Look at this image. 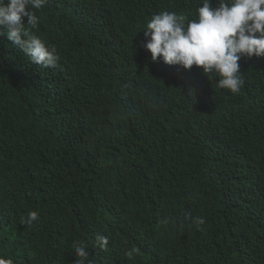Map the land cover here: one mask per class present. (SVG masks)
<instances>
[{"label":"trees","instance_id":"16d2710c","mask_svg":"<svg viewBox=\"0 0 264 264\" xmlns=\"http://www.w3.org/2000/svg\"><path fill=\"white\" fill-rule=\"evenodd\" d=\"M203 2L47 0L31 31L56 67L0 36V256L76 264L83 241L85 264H264V58L240 59L233 94L142 47L154 15Z\"/></svg>","mask_w":264,"mask_h":264},{"label":"clouds","instance_id":"9594fccd","mask_svg":"<svg viewBox=\"0 0 264 264\" xmlns=\"http://www.w3.org/2000/svg\"><path fill=\"white\" fill-rule=\"evenodd\" d=\"M46 3L47 0H0V36L12 42L33 64L48 68L57 66V49L31 31L39 22L33 10L42 9ZM23 18H27V24ZM146 28L142 47L151 54L153 62L159 58L166 65L184 70L202 68L206 76L218 78L219 88L233 94L239 93L244 83L240 59L264 58V0H218L217 7L204 0L202 7L196 9L195 19L162 11L150 19ZM38 220V212L30 211L20 223L32 227ZM185 220L197 226L205 223L202 217L190 214ZM96 244L105 249L109 239L98 235ZM72 248L81 258L76 264H85L89 254L83 241H73ZM0 264L14 262L0 256Z\"/></svg>","mask_w":264,"mask_h":264}]
</instances>
